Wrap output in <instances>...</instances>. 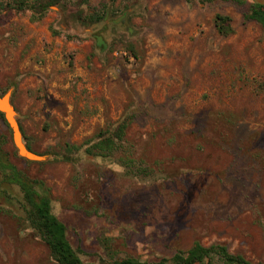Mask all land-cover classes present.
I'll return each mask as SVG.
<instances>
[{
  "label": "rangeland",
  "instance_id": "374dc122",
  "mask_svg": "<svg viewBox=\"0 0 264 264\" xmlns=\"http://www.w3.org/2000/svg\"><path fill=\"white\" fill-rule=\"evenodd\" d=\"M57 1L42 16L0 0V93L12 92L27 145L47 159L20 157L1 115L0 142L46 184L84 263L158 264L197 242L264 263V26L246 18L253 2ZM128 115L115 158L86 152ZM67 144L80 147L73 162ZM4 177L0 264H57Z\"/></svg>",
  "mask_w": 264,
  "mask_h": 264
},
{
  "label": "trees",
  "instance_id": "16d2710c",
  "mask_svg": "<svg viewBox=\"0 0 264 264\" xmlns=\"http://www.w3.org/2000/svg\"><path fill=\"white\" fill-rule=\"evenodd\" d=\"M210 1V0H205ZM242 1V0H236ZM57 0H11L10 6L15 5L18 10L27 8L38 11L42 16ZM249 20H255L264 26V6L251 3L250 9L246 14ZM216 27L218 31L229 36L234 33L235 28L232 23V17L225 14H217ZM105 48V45H103ZM2 94V93H0ZM3 117V114L0 112ZM129 115L118 125L115 136L109 132H103L96 142H91L86 148V152L95 157L115 158L114 152L125 147L123 142L128 126L132 122ZM2 135H0V140ZM7 141L0 142V169L4 173V179L18 184L25 196V212L27 220L40 239L48 246L50 255L57 264H85L77 249L74 248L68 237V228L66 224L54 214L52 209V200L48 188L43 181L30 180L26 172L11 162L8 156L4 159L3 153L8 155L3 147ZM28 147H32L28 144ZM80 147L67 144L65 148L64 160L73 162V151ZM15 155L18 159L17 153ZM122 165L133 170L135 158L132 156H121ZM120 264H148L138 258L129 257ZM158 264H264L254 263L246 259L243 255L231 253L226 245L214 244L204 246L201 243H195L188 250L178 251L172 258H163Z\"/></svg>",
  "mask_w": 264,
  "mask_h": 264
},
{
  "label": "water",
  "instance_id": "95a60500",
  "mask_svg": "<svg viewBox=\"0 0 264 264\" xmlns=\"http://www.w3.org/2000/svg\"><path fill=\"white\" fill-rule=\"evenodd\" d=\"M249 1L264 6V0H249ZM0 112L3 114L4 119L11 130L12 141L18 152V155L30 161L46 160L47 156L38 154L37 152L31 150L28 147L18 120L16 107L12 102L11 91L5 94H0Z\"/></svg>",
  "mask_w": 264,
  "mask_h": 264
}]
</instances>
